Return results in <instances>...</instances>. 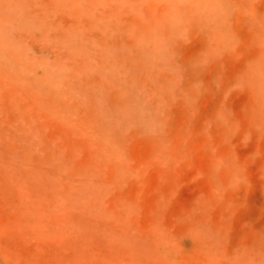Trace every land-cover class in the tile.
Instances as JSON below:
<instances>
[{
    "label": "rangeland",
    "instance_id": "rangeland-1",
    "mask_svg": "<svg viewBox=\"0 0 264 264\" xmlns=\"http://www.w3.org/2000/svg\"><path fill=\"white\" fill-rule=\"evenodd\" d=\"M0 13V264H264V0Z\"/></svg>",
    "mask_w": 264,
    "mask_h": 264
},
{
    "label": "bare ground",
    "instance_id": "bare-ground-1",
    "mask_svg": "<svg viewBox=\"0 0 264 264\" xmlns=\"http://www.w3.org/2000/svg\"><path fill=\"white\" fill-rule=\"evenodd\" d=\"M20 2H21V1H20ZM33 2H34V1H33ZM12 3L15 4L14 2H12ZM137 3H138V2H137ZM40 4H41V3H40ZM7 5H8V4H7ZM11 5H12V4H11ZM16 5H17V4H16ZM69 5H71V4H69ZM158 5H159V4H158ZM5 6H6V5H5ZM17 6H18V5H17ZM41 7L43 8L44 6H41ZM28 8H29V7H28ZM37 8H39V7H36L35 9H37ZM155 8H156V7H155ZM35 9H34V10H35ZM5 10H6V9H5ZM18 10H19V9H18ZM23 10H24V9H23ZM31 10H33V8L30 9V10H28V11H31ZM201 10H202V9H201ZM47 11H48V10H47ZM136 11H137V10H136ZM203 11H204V9H203ZM167 12H169V11H167ZM198 12H199V11H198ZM217 12H219V11H217ZM137 13H138V12H137ZM199 13H201V12H199ZM199 13H196V14H199ZM15 14H17V13H15ZM26 14H27V13H26ZM28 14H29V13H28ZM47 14H48V13H47ZM88 14H89V13H88ZM101 14H102V13H101ZM121 14H122V13H121ZM0 15H2V14L0 13ZM94 15H95V14H94ZM122 15H123V14H122ZM134 15H135V14H134ZM134 15H133V16H134ZM166 15H168V14H166ZM194 15H195V14H194ZM2 16H3V15H2ZM123 16H124V15H123ZM137 16H138V15H137ZM137 16H136V17H137ZM218 16H219V15H218ZM3 17H4V16H3ZM3 17H0V18L3 19V20L1 19V22H0V23H1V25H0L1 27H3V26H2V25H3L2 23H3L4 20H5ZM193 17H194V16H193ZM32 18H33V17H32ZM103 18H104V17H102V19H103ZM119 18L121 19V17H119ZM160 18H161V16H160ZM219 18H220V17H219ZM23 19H24V17H23ZM25 19H28V18L26 17ZM30 19H31V18H30ZM104 19H105V18H104ZM122 19H123V18H122ZM137 19H138V21H140V19H139L138 17H137ZM161 20H163V19H161ZM188 20H190V19H188ZM25 22H27V20H26ZM122 22H123V21H122ZM124 22H125V21H124ZM136 22H137V21H136ZM25 24H26V23H25ZM27 24H28V23H27ZM124 24H126V23H124ZM138 25H139V24H138ZM128 26H129V25H128ZM135 26H136V25H135ZM4 27H6V26H4ZM7 27H9V25H7ZM19 27H20V26H19ZM21 28H22V26H21ZM21 28H20V29H21ZM27 29L29 30V27H28ZM3 30H4V29H3ZM123 30H124V28H123ZM14 31H15V30H14ZM25 31H27L26 28H25ZM30 31H31V30H30ZM0 32H3V31L0 30ZM5 32H6V29H5ZM38 32H39V31H38ZM84 32H85V31H84ZM125 32H126V31H125ZM6 33H7V32H6ZM6 33H5V34H6ZM19 33H20V32H19ZM121 33H122V32H121ZM1 34H3V33H1ZM20 34H23V33H20ZM28 34H29V33H28ZM30 34H31V33H30ZM91 34H92V33H91ZM114 34H115V33H114ZM118 35H119V34H118ZM139 35H140V33H139ZM139 35H138V37H139ZM90 36H91V35H90ZM85 37H86V36H85ZM117 37H118V36H117ZM138 37H137L136 39H138ZM8 38H9V37H8ZM6 39H7V38H6ZM41 39H43V38H41ZM41 39H40V40H41ZM90 39L92 40L93 38L91 37ZM118 39H119V38H118ZM132 39H133V38H132ZM126 40H127V39H125V41H126ZM0 41H1V40H0ZM18 41L20 42L21 40H18ZM97 41H98V40H97ZM101 41H102V40H101ZM134 41H135V40H134ZM137 41H139V40H137ZM106 42H107V41H106ZM4 43H5V41H2V45H3ZM20 43H21V42H20ZM135 43H137V42H135ZM113 44H114V43H113ZM6 45H7V44H6ZM89 45H90V44H89ZM116 45H117V44H116ZM116 45H115V46H116ZM134 45H135V44H134ZM8 46H11V45H8ZM27 46H28V45H27ZM5 47H6V46H5ZM22 47H23V46H22ZM85 47H86V46H85ZM95 47H96V46H95ZM166 47H167V46H166ZM86 48H87V47H86ZM86 48H85V49H86ZM93 48H94V47H93ZM99 48H100V47H99ZM6 49H7V50H10V52H12V50L15 51V48H14V47H12V48H10V49H8V47H6ZM16 50L21 51V50H19V49H16ZM35 50H36V49H35ZM98 50H99V49H98ZM22 51H23V50H22ZM25 51H26V50H25ZM61 51H62V50H61ZM167 51H168V50H167ZM168 52H169V51H168ZM18 53H22L21 56H23V52H18ZM169 53H170V52H169ZM15 54H17V51H15ZM94 54H96V53H94ZM24 56H25V55H24ZM91 56H92V55H91ZM93 56H94V55H93ZM96 59H97V57H96ZM79 61H80V60H79ZM101 61H102V60H101ZM167 61H170V60H167ZM99 62H100V61H99ZM104 63H105V61H104ZM124 65H125V63H124ZM185 65H186V64H185ZM150 72H151V71H150ZM68 73H69V72H68ZM154 74H155V73H154ZM154 74H153V75H154ZM140 75H141V74H140ZM124 76H126V75H124ZM115 77H116V76H115ZM148 77H149V76H148ZM124 78H125V77H124ZM134 78H135V77H134ZM150 78H151V77H150ZM135 79H136V78H135ZM177 79H179V78H176V80H177ZM132 80H133V79H132ZM174 81H175V80H174ZM132 84H133V83H132ZM144 84H146V82H145ZM176 85H178V84H176ZM176 85H175V86H176ZM118 89H119V88H118ZM157 96H158V95H157ZM12 98H13V97H12ZM149 98H150V97H148V99H149ZM151 102H152V101H151ZM166 102H167V101H166ZM168 104H169V102H168ZM121 106H122V105H121ZM80 107H81V106H80ZM115 107H116V106H115ZM112 108H113V107H112ZM13 109H15V108H13ZM114 111H115V110H114ZM110 113H111V112H110ZM113 113H114V112H113ZM113 115H114V114H113ZM65 120H66V119H65ZM74 120H75V119H74ZM109 121H110V120H109ZM48 122H49V121H48ZM70 122H73V120L70 121ZM49 123H50V122H49ZM107 126H108V125H107ZM39 128H40V127H39ZM106 128H107V127H106ZM44 129H45V128H44ZM103 132H104V131H103ZM103 132H102V133H103ZM104 134H105V133H104ZM104 134H101V135H104ZM163 145H164V144H163ZM103 146H104V145H103ZM103 146H102V147H103ZM80 149H81V148H80ZM103 149H104V148H103ZM106 150H107V149H106ZM81 152H82V151H81ZM163 152H165V151H163ZM4 156H5V154H4ZM11 156H12V155H11ZM79 156H80V155H79ZM62 171H63V170H62ZM74 172H75V171H73V173H74ZM75 173H76V172H75ZM90 177H91V176H90ZM91 192L94 193V191H91ZM77 201H78V200H77ZM89 203H90V202H89ZM92 203H93V202H92ZM75 204L77 205V203H75ZM91 206H92V205H91ZM96 206H97V205H96ZM81 207H82V206H81ZM92 207H94V206H92ZM97 207H99V206H97ZM62 208H63V207H62ZM79 209H80V208H79ZM62 210L65 211L66 209H62Z\"/></svg>",
    "mask_w": 264,
    "mask_h": 264
}]
</instances>
